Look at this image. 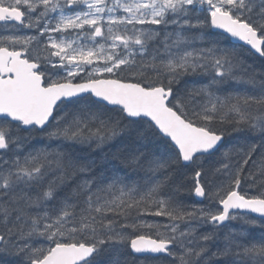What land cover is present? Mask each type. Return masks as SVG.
Masks as SVG:
<instances>
[{
	"label": "snow or ice",
	"instance_id": "obj_1",
	"mask_svg": "<svg viewBox=\"0 0 264 264\" xmlns=\"http://www.w3.org/2000/svg\"><path fill=\"white\" fill-rule=\"evenodd\" d=\"M0 264H264V0H0Z\"/></svg>",
	"mask_w": 264,
	"mask_h": 264
},
{
	"label": "trees",
	"instance_id": "obj_2",
	"mask_svg": "<svg viewBox=\"0 0 264 264\" xmlns=\"http://www.w3.org/2000/svg\"><path fill=\"white\" fill-rule=\"evenodd\" d=\"M94 158L97 159L98 162H99L100 159H101L100 156H96V157H94ZM105 259H107V258H105ZM129 259H136L137 261H142V260H144L145 258H144V257H129Z\"/></svg>",
	"mask_w": 264,
	"mask_h": 264
}]
</instances>
